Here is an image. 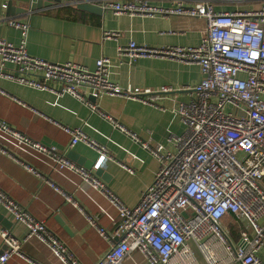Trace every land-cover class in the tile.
I'll return each mask as SVG.
<instances>
[{
  "label": "built area",
  "instance_id": "1",
  "mask_svg": "<svg viewBox=\"0 0 264 264\" xmlns=\"http://www.w3.org/2000/svg\"><path fill=\"white\" fill-rule=\"evenodd\" d=\"M53 1L58 7L87 2ZM102 1L104 9L116 14L186 15L200 17L206 23L202 40L194 47L152 48L130 41L119 48V56L130 60L146 56L172 58L196 63L202 71L199 83L181 88L189 92V98L178 105L185 128L176 137V151L161 154L162 145L141 143L159 159L160 167L139 203L134 207L125 205L91 170L67 157V151L79 142L98 147L82 128L62 127L71 136L64 150L31 139L3 119L0 137L48 155L54 161L53 169L72 170L108 195L117 208L118 219L112 235L98 227L111 245L96 264H124L135 250L143 253L150 264H202L196 250L205 264H262L258 252L264 246V222H260L264 218V0L257 8L234 11H217L213 0H196L189 7L182 3L157 6L148 0ZM8 22L26 35L28 24L17 19ZM105 35L110 38L116 33ZM0 57L1 66L10 63L15 67L5 73L8 79L41 90H49L51 82H58L59 93L77 98L91 112L99 110L89 96H122L155 104L162 94L176 90L171 85L156 90L122 87L110 78L108 57L98 59L94 69L33 57L25 39L16 45L0 38ZM99 114L125 130L112 116ZM131 136L139 141L136 135ZM0 150L9 151L1 144ZM99 151L102 161L107 156L105 148ZM63 194L72 201L71 196ZM0 207L28 228L24 239L8 230L1 231L6 248L0 250V264H8L13 255L23 257L22 245L31 237L43 241L64 264H81L45 222L33 217L1 188ZM228 215L247 223L238 245L223 226V218Z\"/></svg>",
  "mask_w": 264,
  "mask_h": 264
},
{
  "label": "crops",
  "instance_id": "2",
  "mask_svg": "<svg viewBox=\"0 0 264 264\" xmlns=\"http://www.w3.org/2000/svg\"><path fill=\"white\" fill-rule=\"evenodd\" d=\"M31 1L0 0V38L16 45L25 39L31 56L52 63L74 62L94 69L98 59L108 57L111 60L110 78L122 87L156 90L171 85L176 89L162 94L155 104L122 96L103 95L97 99L89 96L99 110L91 112L89 106L77 98L59 93L61 84L58 82H51L49 90H41L8 79L5 73L14 71L15 67L10 63L1 66L0 57V67H3L0 69V119L31 139L54 145L59 150L66 149L71 139L63 126L82 128L98 147L79 142L67 151V157L72 150L79 157L93 161L94 166L89 169L77 159L68 157L91 170L125 205L136 206L160 167L159 159L141 143L162 145L161 154L176 151V137L185 128L177 111L178 105L189 98V92L181 88L199 83L202 71L196 63L172 58L146 56L130 60L119 56V48L130 41L152 48L194 47L202 40L205 20L186 15L116 14L104 8L103 15L98 16L82 11L78 6L58 7L55 2L33 9L30 8ZM148 1L163 7H174L179 3L189 7L196 2ZM87 2L103 5L102 0ZM213 3L217 11H234L257 8L263 0H213ZM11 19L28 24L26 35L21 28L9 24ZM106 32H115L116 35L107 38ZM100 112L112 116L125 130L104 119ZM0 144L9 150H0V188L25 206L33 217L45 222L81 264H96L111 245L98 227L112 235L114 222L118 219L117 208L108 195L83 181L72 170L59 172L53 169L54 161L48 155L28 146H18L8 138L0 137ZM102 147L107 156L100 161L102 153L99 149ZM97 171L100 172L98 175ZM63 192L71 196L72 201ZM0 215L2 251L5 249L1 237L3 229L24 239L28 228L24 223L15 222L2 207ZM260 222L263 223L264 218ZM222 223L231 241L238 245L241 230L248 227L246 221L228 215ZM22 254L23 257H10L8 264H64L36 237L23 243ZM258 256L264 264V246ZM201 263L205 264L204 261ZM124 264L150 263L143 253L135 250Z\"/></svg>",
  "mask_w": 264,
  "mask_h": 264
},
{
  "label": "water",
  "instance_id": "3",
  "mask_svg": "<svg viewBox=\"0 0 264 264\" xmlns=\"http://www.w3.org/2000/svg\"><path fill=\"white\" fill-rule=\"evenodd\" d=\"M54 1L53 0H32L31 4H30V8H37L40 6H46L48 4H53ZM78 8L82 11H86L89 13H92L94 15H98V16H102L104 9L101 5H98L94 2H84L81 3L80 5H78ZM11 9V7H9V10ZM68 157L71 159H77L78 162L82 165H84L86 168L91 169L94 165L93 161L86 159L84 157H79L78 154L75 151H69L68 153ZM100 172H96V174L98 175ZM1 218V215H0ZM61 222V221H60ZM62 223V222H61ZM63 224V223H62ZM6 248V246H4Z\"/></svg>",
  "mask_w": 264,
  "mask_h": 264
},
{
  "label": "rangeland",
  "instance_id": "4",
  "mask_svg": "<svg viewBox=\"0 0 264 264\" xmlns=\"http://www.w3.org/2000/svg\"><path fill=\"white\" fill-rule=\"evenodd\" d=\"M196 252H197V255H198V258L200 259V261L203 262V258L201 256V254L197 250H196Z\"/></svg>",
  "mask_w": 264,
  "mask_h": 264
}]
</instances>
